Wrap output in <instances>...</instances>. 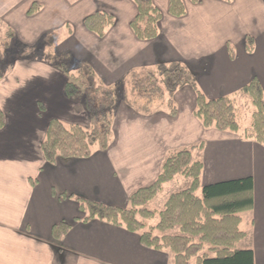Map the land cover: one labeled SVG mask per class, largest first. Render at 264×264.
I'll use <instances>...</instances> for the list:
<instances>
[{"label":"crops","instance_id":"1","mask_svg":"<svg viewBox=\"0 0 264 264\" xmlns=\"http://www.w3.org/2000/svg\"><path fill=\"white\" fill-rule=\"evenodd\" d=\"M153 2L162 12L159 35L142 41L131 28L138 14L133 0H0V25L20 44L13 53L19 57H8L10 68L0 79L5 115L0 129V264H173L168 250L144 247L137 233L105 221H78L86 216L78 200L127 208L135 192L156 181L169 155L194 147V160L203 164L202 186L253 178L254 207L246 212L252 214V238L244 231L236 248L252 250L255 264H264V146L204 128L195 116L196 93L190 86L173 94L175 114L159 102L146 114L132 90L129 101L122 93L132 72L173 63L190 69L208 99H235L255 78L264 89V0H183L187 14L180 18L169 13L170 0ZM34 5L39 9L30 14ZM98 11L114 17L103 37L84 24ZM52 32L59 54L89 63L97 80L122 96L112 117L109 148L54 165L42 152L50 121L84 128L90 121L83 104L66 97L68 78L60 69L38 55L22 56L25 47L43 43ZM3 35L0 30L10 49ZM246 37L254 39L252 53L246 51ZM173 182L177 191L191 183L176 177L158 196ZM61 222L71 229L56 242L52 227ZM249 238L250 244L242 246Z\"/></svg>","mask_w":264,"mask_h":264},{"label":"trees","instance_id":"2","mask_svg":"<svg viewBox=\"0 0 264 264\" xmlns=\"http://www.w3.org/2000/svg\"><path fill=\"white\" fill-rule=\"evenodd\" d=\"M138 14L131 28L139 40L150 41L159 35L162 12L153 0H133ZM201 3L203 0H191ZM232 1V0H227ZM39 9L34 5L30 14ZM169 13L174 17L186 15L182 0H170ZM114 17L98 11L85 18L86 28L103 37ZM57 35H46L44 43L49 51L38 58L48 61L60 69L68 78L65 95L68 99L80 101L85 107L90 127L68 125L58 119L50 121L42 152L48 164L59 160L87 159L94 151L105 152L112 137V117L117 107L116 92L97 80L93 67L84 61H76L72 55L59 54L56 49ZM53 49V52L51 51ZM34 47L23 49L24 57L34 55ZM246 51H254V39L246 37ZM233 53V51H232ZM61 55V56H60ZM64 56L72 60L70 65ZM4 56L0 52V62ZM0 65V79L2 78ZM127 84V83H126ZM190 86L196 93L195 116L206 129L231 132L242 139L253 140L264 146V89L258 79H253L241 93L251 99L253 105L252 124L242 130L238 124L234 99L224 96L208 99L199 89L195 76L181 63L160 64L154 69H142L131 73L128 86L122 93L129 101L130 90L135 103L146 114L151 112L155 102L165 106L171 114L177 112L172 96L179 89ZM170 97V98H168ZM5 126V115L0 109V129ZM203 144L198 148L202 149ZM184 149L169 155L156 181L135 192L127 208L106 206L91 200H78L85 218L78 221H105L125 228L140 236L141 244L158 251L168 250L173 264H255L252 250H238L237 244L245 238L240 230L241 214L253 210L254 180L252 177L230 180L210 185H201L203 164L195 161L193 150ZM176 177L190 180V186L172 194L160 212L148 209L149 204L162 193L164 186ZM202 189V197L197 192ZM157 221L155 225L150 222ZM71 225L61 222L52 227L56 242L68 234ZM211 255H214L213 257Z\"/></svg>","mask_w":264,"mask_h":264},{"label":"rangeland","instance_id":"3","mask_svg":"<svg viewBox=\"0 0 264 264\" xmlns=\"http://www.w3.org/2000/svg\"><path fill=\"white\" fill-rule=\"evenodd\" d=\"M186 14H187V11H186ZM0 30H1V33L5 32V36L3 35L4 38L10 39V34L8 33V29L4 28L3 25H0ZM67 30H69L68 27L64 28V31H67ZM10 43H11V46H10V49H9V48L6 47V45H4V43L2 41V38H0V52H2L4 54V51L8 50L7 55H5L7 59L4 58L5 60L0 62L2 75H3L4 72H6V70H8L10 68V62L12 60L10 61L8 59V57H11V56L13 58L19 57L18 55H15L13 53H15V52H17V50H19L18 48H19L20 44L18 42H16V38L15 39L11 38L10 39ZM232 48L234 49V51H236V45L235 44H233ZM34 49H35V51H34L35 55L39 54V55H42L43 57H44V54H46L49 51L47 44L44 43V42L41 43V44H38L37 46H35ZM51 51L53 52V49H51ZM60 60H65V62L68 63L69 65H70V63L72 61L70 59V57H67V56H64ZM117 93H118L117 99L120 101L122 96L120 95L119 92H117ZM129 98H131V97L129 96ZM132 101H134V100H132ZM234 105L236 106V109H237L238 124H239L240 128L242 130H245V129L249 128L251 126V124H252V115H253V110H254L253 109V105L251 103V99L248 96H246L244 94H241L240 96H237V98L234 99ZM113 114H114V112H113ZM89 127H90V124H89ZM174 186H176V189H174ZM183 189H185V187H183ZM176 192H178L177 191V182H173L169 186H166L163 195L162 196H158L151 204H149L150 205L149 206L150 209L151 210H156L157 213L160 212L161 210H163V209L159 210V208H162V206L164 204L163 203L164 199L165 198L169 199L171 194H174ZM196 195L198 197H202V189H200L197 192ZM240 216H241L240 230L243 231V232L244 231L248 232L249 237L252 238L250 236L251 232H252V227H251L252 226L251 225L252 214H250V213H242ZM158 219L159 218H157L156 221L150 222V224L151 225H155L156 222L158 221ZM242 219H243V222H242ZM250 238L249 239H245L244 241H242L241 245L242 246H248L250 244ZM211 256L213 257L214 255H211Z\"/></svg>","mask_w":264,"mask_h":264}]
</instances>
